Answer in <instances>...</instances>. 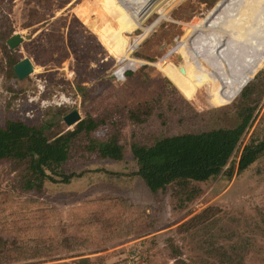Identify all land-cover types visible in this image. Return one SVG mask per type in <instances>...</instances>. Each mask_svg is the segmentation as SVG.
Segmentation results:
<instances>
[{
  "label": "rangeland",
  "instance_id": "obj_1",
  "mask_svg": "<svg viewBox=\"0 0 264 264\" xmlns=\"http://www.w3.org/2000/svg\"><path fill=\"white\" fill-rule=\"evenodd\" d=\"M139 1L166 16L143 20L130 0H0V125L21 119L53 137L76 109L100 122L89 136L117 132L124 149L101 158L82 134L63 168L83 174L38 190L21 187L23 163L1 159L0 264H264V154L237 169L243 147L264 138V0ZM15 33L25 40L12 49ZM181 43L223 54L210 73L205 59L167 54ZM24 57L34 72L20 79ZM164 60L178 67L170 79ZM226 67L243 81L214 76ZM247 104L252 122L217 177L153 193L135 174L133 142L234 127Z\"/></svg>",
  "mask_w": 264,
  "mask_h": 264
},
{
  "label": "trees",
  "instance_id": "obj_2",
  "mask_svg": "<svg viewBox=\"0 0 264 264\" xmlns=\"http://www.w3.org/2000/svg\"><path fill=\"white\" fill-rule=\"evenodd\" d=\"M130 1L143 20L152 12L160 13V18L166 16L155 4L142 7L139 0ZM230 1L228 0V3ZM10 36L11 34L6 38ZM174 52L182 60V65L205 59V67L210 73L215 70L216 62L223 54L218 45L186 49L182 43L176 45L171 54ZM161 64L168 78H172L178 67L165 60ZM214 76L226 83L243 81L237 71L229 67L223 72H215ZM242 96L247 98V91L242 92ZM254 110L255 107L249 104L243 106L238 112L240 120L234 127L164 136L150 145L133 142L131 150L137 162L135 174L143 179L153 193L165 190L172 184L185 185L190 181L204 182L217 177L236 153L244 133L252 122ZM130 113L133 114L134 111ZM99 125L100 122L96 118L89 116L78 122L73 130L69 129L49 137L44 127L29 124L21 119H8L4 125H0V160H15L24 164L21 174V187L24 190H38L47 180L69 183L83 174L67 173L63 168L71 157L76 140L82 134L89 136ZM85 149L101 158L122 160L124 157L123 145L117 132L103 138L89 136ZM263 154L264 138L247 143L239 156L238 172L245 171ZM234 168L235 166H232L229 169V176H232ZM3 250L0 249V252ZM74 264L98 263L81 258Z\"/></svg>",
  "mask_w": 264,
  "mask_h": 264
},
{
  "label": "water",
  "instance_id": "obj_3",
  "mask_svg": "<svg viewBox=\"0 0 264 264\" xmlns=\"http://www.w3.org/2000/svg\"><path fill=\"white\" fill-rule=\"evenodd\" d=\"M25 40L24 35L15 33L7 39V44L10 48L14 49L23 43ZM176 46L170 50L167 54H171L175 50ZM14 72L18 78L23 79L34 72V64L29 57H24L14 65ZM82 120V116L78 110H72L70 113L64 116V121L68 127V130L74 127L78 122Z\"/></svg>",
  "mask_w": 264,
  "mask_h": 264
},
{
  "label": "bare ground",
  "instance_id": "obj_4",
  "mask_svg": "<svg viewBox=\"0 0 264 264\" xmlns=\"http://www.w3.org/2000/svg\"><path fill=\"white\" fill-rule=\"evenodd\" d=\"M232 25H233V23H231L229 27H231ZM122 31L114 30V31H111V32H106L105 34H106L107 37L111 38L114 41L116 38H119L122 35Z\"/></svg>",
  "mask_w": 264,
  "mask_h": 264
}]
</instances>
